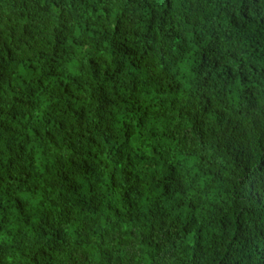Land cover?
Segmentation results:
<instances>
[{
    "label": "trees",
    "instance_id": "trees-1",
    "mask_svg": "<svg viewBox=\"0 0 264 264\" xmlns=\"http://www.w3.org/2000/svg\"><path fill=\"white\" fill-rule=\"evenodd\" d=\"M0 264H264V0H0Z\"/></svg>",
    "mask_w": 264,
    "mask_h": 264
}]
</instances>
